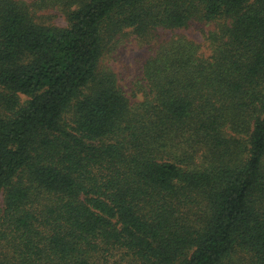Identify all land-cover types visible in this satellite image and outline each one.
<instances>
[{
	"label": "trees",
	"instance_id": "16d2710c",
	"mask_svg": "<svg viewBox=\"0 0 264 264\" xmlns=\"http://www.w3.org/2000/svg\"><path fill=\"white\" fill-rule=\"evenodd\" d=\"M194 21L209 55L155 43L131 102L102 56ZM239 261L264 264V0H0V264Z\"/></svg>",
	"mask_w": 264,
	"mask_h": 264
},
{
	"label": "rangeland",
	"instance_id": "374dc122",
	"mask_svg": "<svg viewBox=\"0 0 264 264\" xmlns=\"http://www.w3.org/2000/svg\"><path fill=\"white\" fill-rule=\"evenodd\" d=\"M28 1V0H26ZM49 20L58 25H65V20L59 12L47 10ZM215 24L212 22H191L188 26L173 30L159 29L157 37L151 44H146L138 40L133 35L118 38L115 47L102 56V65L110 67L116 75V79L124 94L131 102L142 99V63L153 54L155 45L169 37L180 36L194 42L198 46V53L202 56L209 55L210 48L206 35L214 29ZM156 43V44H155ZM24 98V97H22ZM238 264H243L239 261Z\"/></svg>",
	"mask_w": 264,
	"mask_h": 264
}]
</instances>
